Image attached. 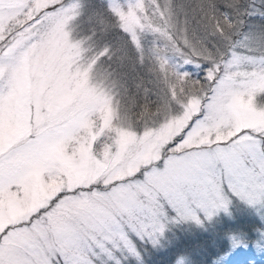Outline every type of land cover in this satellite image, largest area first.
Masks as SVG:
<instances>
[{
    "label": "snow or ice",
    "instance_id": "obj_1",
    "mask_svg": "<svg viewBox=\"0 0 264 264\" xmlns=\"http://www.w3.org/2000/svg\"><path fill=\"white\" fill-rule=\"evenodd\" d=\"M241 206L264 220V0H0V264H221L201 233Z\"/></svg>",
    "mask_w": 264,
    "mask_h": 264
},
{
    "label": "rangeland",
    "instance_id": "obj_2",
    "mask_svg": "<svg viewBox=\"0 0 264 264\" xmlns=\"http://www.w3.org/2000/svg\"><path fill=\"white\" fill-rule=\"evenodd\" d=\"M93 3L99 2L98 0H93ZM256 3L259 6V0H256ZM250 22L260 23L261 18L259 16L252 17ZM187 70L198 74L193 66H188ZM233 212L238 218L236 221H228L227 217H221V221L217 226L211 228L207 233H201L202 235L213 237L212 249L217 255H212L211 253L208 255L211 256L212 260L223 257L221 264H264V251H260L256 247V241L260 234L258 230L264 229V220L261 219L256 211H244L243 206L240 208L234 207ZM225 222L229 225L228 229H225ZM222 230L226 231L227 234L221 236ZM184 235L186 233L177 232L175 236L170 235L169 239L174 243H180L181 237ZM231 236L247 241L246 246L242 244L239 248L233 250L229 239ZM217 237H219V242H217ZM168 248V243H165L159 250L148 246L143 252L146 264H172ZM225 253H228V255H225ZM183 254L188 260L186 264H192L193 257L191 254ZM207 259L208 256L200 257L202 264Z\"/></svg>",
    "mask_w": 264,
    "mask_h": 264
}]
</instances>
